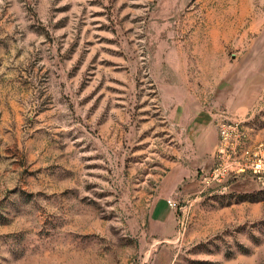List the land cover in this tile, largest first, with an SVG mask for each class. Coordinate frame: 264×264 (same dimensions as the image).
Masks as SVG:
<instances>
[{
	"label": "rangeland",
	"instance_id": "obj_1",
	"mask_svg": "<svg viewBox=\"0 0 264 264\" xmlns=\"http://www.w3.org/2000/svg\"><path fill=\"white\" fill-rule=\"evenodd\" d=\"M223 115L264 145V0H0V264H264Z\"/></svg>",
	"mask_w": 264,
	"mask_h": 264
},
{
	"label": "built area",
	"instance_id": "obj_2",
	"mask_svg": "<svg viewBox=\"0 0 264 264\" xmlns=\"http://www.w3.org/2000/svg\"><path fill=\"white\" fill-rule=\"evenodd\" d=\"M218 139L213 153L212 178L251 173L264 178V145L248 141L242 122L223 115L217 123Z\"/></svg>",
	"mask_w": 264,
	"mask_h": 264
},
{
	"label": "crops",
	"instance_id": "obj_3",
	"mask_svg": "<svg viewBox=\"0 0 264 264\" xmlns=\"http://www.w3.org/2000/svg\"><path fill=\"white\" fill-rule=\"evenodd\" d=\"M216 140H217V136L215 135V137L210 141V149H213V147L216 143Z\"/></svg>",
	"mask_w": 264,
	"mask_h": 264
}]
</instances>
